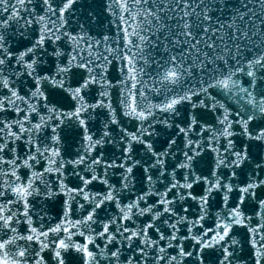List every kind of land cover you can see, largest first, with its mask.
Listing matches in <instances>:
<instances>
[{"label":"snow or ice","instance_id":"1","mask_svg":"<svg viewBox=\"0 0 264 264\" xmlns=\"http://www.w3.org/2000/svg\"><path fill=\"white\" fill-rule=\"evenodd\" d=\"M0 264H264V0H0Z\"/></svg>","mask_w":264,"mask_h":264}]
</instances>
